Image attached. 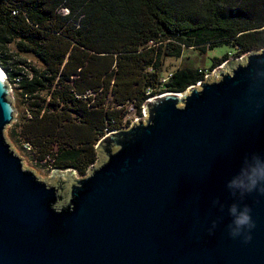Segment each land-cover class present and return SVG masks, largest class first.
I'll use <instances>...</instances> for the list:
<instances>
[{
    "label": "water",
    "instance_id": "95a60500",
    "mask_svg": "<svg viewBox=\"0 0 264 264\" xmlns=\"http://www.w3.org/2000/svg\"><path fill=\"white\" fill-rule=\"evenodd\" d=\"M7 78L0 66V264H264V47L149 97L81 178L25 167Z\"/></svg>",
    "mask_w": 264,
    "mask_h": 264
},
{
    "label": "trees",
    "instance_id": "16d2710c",
    "mask_svg": "<svg viewBox=\"0 0 264 264\" xmlns=\"http://www.w3.org/2000/svg\"><path fill=\"white\" fill-rule=\"evenodd\" d=\"M221 43L235 57L263 48L264 0H0V65L24 106L11 136L44 168L84 176L128 103L141 113L206 74L179 66L161 84L164 57Z\"/></svg>",
    "mask_w": 264,
    "mask_h": 264
},
{
    "label": "rangeland",
    "instance_id": "374dc122",
    "mask_svg": "<svg viewBox=\"0 0 264 264\" xmlns=\"http://www.w3.org/2000/svg\"><path fill=\"white\" fill-rule=\"evenodd\" d=\"M248 52H246L245 54H242L239 57H235L234 53H233V46L230 43H226V44L221 43L220 45L215 46L209 50L207 49V51L205 53H201L200 50H197V49H194L191 47H185V48H183L180 56H166V57H164L163 67H162V71H161V79H160L161 84H163L164 79L167 76H169L170 73L173 72L179 66L198 67V68L203 69L207 73L206 76H213V73L217 67L221 66L223 63H225L226 61H228L230 59L242 58ZM225 54H227L228 59L223 61L221 65L219 64L216 67L212 68V64L216 62L215 58H222ZM27 57H28V59H31V62L33 64L39 65L38 61L31 54H28ZM7 82L9 83L11 90H12L11 95H12V99L14 102L13 103L14 108L16 110V115H15L16 120L12 121L10 125L6 126L5 136H6L7 140L12 144V147L22 157L25 167H28V168L34 170L36 175L39 178H41L42 180H44V178L51 179L52 171L55 169H53V170L47 169V168H44L42 165L37 164L33 160V158L30 156V154L23 150L21 145L17 142L16 138L11 136V130L14 127L15 122L24 113V106L21 104L20 98L17 95L16 88H15L16 85H14L13 82H11L8 78H7ZM161 89H164V87L161 86ZM161 93H163V92H161ZM161 93H158V94H161ZM143 109L144 108H142L141 113H138L136 108L132 105V103H128L126 106L127 113L125 115L124 120L128 119L130 121V123H125L126 126L122 127V128L129 127L137 119H142V118L146 119L147 115H145ZM98 159H99V155L97 157V160ZM64 172L65 171H62L59 169V173H64ZM72 177L81 178L83 176L79 175L77 173V171L75 170Z\"/></svg>",
    "mask_w": 264,
    "mask_h": 264
},
{
    "label": "built area",
    "instance_id": "2783aa9c",
    "mask_svg": "<svg viewBox=\"0 0 264 264\" xmlns=\"http://www.w3.org/2000/svg\"><path fill=\"white\" fill-rule=\"evenodd\" d=\"M206 74H207V73H206ZM206 74H205V76H206ZM22 148H23V150H24L25 152H27V153H30L31 151H33V148H32V146H31V144L28 143V142H24V143L22 144ZM51 170H53V169H51Z\"/></svg>",
    "mask_w": 264,
    "mask_h": 264
},
{
    "label": "clouds",
    "instance_id": "9594fccd",
    "mask_svg": "<svg viewBox=\"0 0 264 264\" xmlns=\"http://www.w3.org/2000/svg\"><path fill=\"white\" fill-rule=\"evenodd\" d=\"M205 77V76H204Z\"/></svg>",
    "mask_w": 264,
    "mask_h": 264
}]
</instances>
